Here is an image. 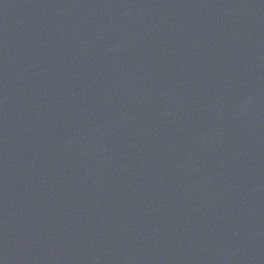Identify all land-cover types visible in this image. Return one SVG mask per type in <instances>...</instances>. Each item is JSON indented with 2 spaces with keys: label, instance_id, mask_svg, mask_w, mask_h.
Listing matches in <instances>:
<instances>
[{
  "label": "water",
  "instance_id": "water-1",
  "mask_svg": "<svg viewBox=\"0 0 264 264\" xmlns=\"http://www.w3.org/2000/svg\"><path fill=\"white\" fill-rule=\"evenodd\" d=\"M0 264H264V0H0Z\"/></svg>",
  "mask_w": 264,
  "mask_h": 264
}]
</instances>
